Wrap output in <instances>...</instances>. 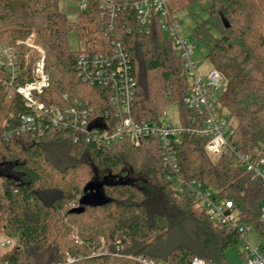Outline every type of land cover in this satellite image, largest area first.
<instances>
[{"label": "trees", "instance_id": "trees-1", "mask_svg": "<svg viewBox=\"0 0 264 264\" xmlns=\"http://www.w3.org/2000/svg\"><path fill=\"white\" fill-rule=\"evenodd\" d=\"M61 1L78 0H0V46L18 52L13 80L0 67V232L19 233L21 238L4 252L0 248V264H39L45 253L51 264L68 255L75 258L72 264H142L139 257L165 264H190L199 257L224 264V251L239 242L237 233L195 211L188 191L177 194L155 138L139 146L124 140L102 145L69 127L4 138V123H17L30 110L17 87L33 81L40 59L36 48L22 43L33 31L35 45L45 51L49 80L39 96L45 103L63 106L65 96L78 97L90 100L97 110H112L106 89L79 78L76 56L82 51L110 52L113 42L123 41L137 81L133 118L159 122L174 103L180 121L188 115L183 99L189 87L181 59L156 21L146 30L134 8L122 7L107 32L111 16H102L96 1L77 10L75 19L68 17ZM186 1L199 3L206 13L193 33L207 45V57L226 81L217 101L235 120L233 144L241 153L264 150V0ZM72 33L82 44L77 50L70 47ZM207 141L205 136L184 135L178 176L203 181L231 198L241 220L264 238L261 181L227 154L213 162ZM107 175L128 176L129 181L105 187L107 204L71 212L80 205L87 183ZM100 248L103 253L96 254Z\"/></svg>", "mask_w": 264, "mask_h": 264}, {"label": "built area", "instance_id": "built-area-1", "mask_svg": "<svg viewBox=\"0 0 264 264\" xmlns=\"http://www.w3.org/2000/svg\"><path fill=\"white\" fill-rule=\"evenodd\" d=\"M90 0H78L76 10H85ZM99 4L102 16L109 13L110 21L106 31H112L114 19L123 7L134 8L139 23L148 30L157 22L166 37L170 39L181 59V70L188 84L184 96L185 109L188 115L184 121L171 124L163 120L139 123L132 116L137 81L133 75L131 58L123 41L113 42L110 52L95 53L82 51L76 56V67L79 78L92 86L107 90V98L112 110H97L90 100L83 98L67 99L63 106L48 104L40 99L48 85L45 51L35 45L36 31L23 44L34 47L40 52V59L33 69V81L20 85L17 91L30 109L19 116L18 122L7 120L4 123V138L12 139L23 133L43 135L49 129L69 127L82 133L86 140L97 144L111 145L117 141H127L139 146L145 139L155 138L161 147L160 156L167 168V178L175 181L177 194L188 191L193 199L194 210L203 214L210 222L229 232H235L238 241L243 245L241 264H264V244H251L247 234L255 231L261 242L263 236L252 224L241 220L240 210L231 198L221 195L215 188L196 179L183 181L180 171V150L185 134L205 136L208 138L205 149L209 158L217 162L227 154L233 163L244 167L252 179L260 180L264 187V150L255 148L241 153L233 144L235 120L221 111L218 97L226 88L223 75L212 68L207 74H200L197 62L193 59L195 44L183 38L179 33V21L171 13L169 0H92ZM0 67H5L13 80L17 76L18 52L15 47L0 46ZM76 205L74 204V207ZM264 218V204L261 206ZM19 233L5 235L0 240V248L6 251L20 244ZM100 248L96 254H102ZM142 264H165L154 259L139 257ZM75 258L66 256L55 264H72ZM190 264H215L195 257Z\"/></svg>", "mask_w": 264, "mask_h": 264}, {"label": "rangeland", "instance_id": "rangeland-1", "mask_svg": "<svg viewBox=\"0 0 264 264\" xmlns=\"http://www.w3.org/2000/svg\"><path fill=\"white\" fill-rule=\"evenodd\" d=\"M202 3H204V6L207 5V1ZM76 7L77 5L72 1H61V8L66 12L70 19L76 18ZM169 7L179 21L180 35L195 44L193 59L198 64L199 73L207 74L213 68L211 61L207 57L208 47L202 41L197 40L193 33V29L206 17V13L201 9L199 3L190 4L186 0H169ZM70 47L72 50H77L82 47V44L78 42L75 33L70 35ZM179 111L178 103H174L166 108L165 115H163L162 118L166 122L177 124L179 122ZM132 178L133 177L130 178V181H132ZM47 197L48 199H51L53 197L52 193L48 194ZM5 235V233L0 232V240ZM246 238L251 244H264V242H261L259 235L255 231L248 233ZM242 251L243 245L241 242L229 247L224 251V264H241L243 261ZM2 252L4 251L2 250ZM49 260L50 257L48 253L42 254L39 259V264H51L49 263Z\"/></svg>", "mask_w": 264, "mask_h": 264}, {"label": "water", "instance_id": "water-1", "mask_svg": "<svg viewBox=\"0 0 264 264\" xmlns=\"http://www.w3.org/2000/svg\"><path fill=\"white\" fill-rule=\"evenodd\" d=\"M129 181L128 176L125 178L107 175L103 178L95 176L87 185L84 187V194L80 198V205L71 209L73 213H81L85 210V207L91 206H103L107 204L110 199L105 192L106 186H113L117 184H126Z\"/></svg>", "mask_w": 264, "mask_h": 264}]
</instances>
